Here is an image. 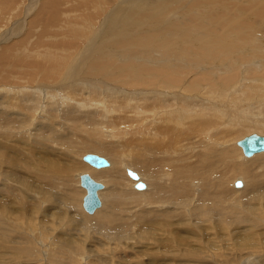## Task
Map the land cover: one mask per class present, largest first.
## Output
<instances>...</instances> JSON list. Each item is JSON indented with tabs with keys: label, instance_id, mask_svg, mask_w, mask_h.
Returning <instances> with one entry per match:
<instances>
[{
	"label": "rangeland",
	"instance_id": "1",
	"mask_svg": "<svg viewBox=\"0 0 264 264\" xmlns=\"http://www.w3.org/2000/svg\"><path fill=\"white\" fill-rule=\"evenodd\" d=\"M97 1L100 4L95 13L94 5ZM119 1H115L107 11L102 6L105 0H93V3L87 5L86 10H78L76 6L74 7L72 0H63L62 5L67 11L68 20L83 23L101 32V20L99 19L102 16L105 17L107 13L111 14L113 9L118 6ZM193 1L149 0L145 7H140L137 10V18L140 20L136 21V17L133 18L136 21V29L127 27V30L122 32V35L116 36L115 39H112L111 32L106 30L104 38L109 35L108 38L99 43L94 42L92 47L90 45L86 47L88 52L91 49L94 52L90 53L91 55L86 59H82L80 64H84V68L74 79L72 76L67 77L70 71L69 66L84 47L83 43L78 47L79 49L74 47L75 50H79L78 52L67 44L59 46V48H48L46 51L40 48V51H44L43 57L39 55L36 57L31 53L27 57L24 53L25 48L33 45L30 41L31 38L33 40L35 37L40 39L43 29L51 30L53 28V25H46L39 33L45 23V17L44 14L39 15L36 12L40 6L42 8L47 7L49 0H27L23 12H20L16 19L12 17L14 22L11 21L7 26H3L4 28L0 33H3L4 30H11L16 26L15 24H20L15 29L17 33L0 42V50H4L2 51V59L0 58V102L5 96L8 97L6 100L11 96L10 93L6 94V90L2 91V89H11V86L19 87L20 84H23V88L32 90L31 83L37 82L44 85L37 87L45 89H52L57 84L63 83V86L60 85V87L66 94V104L65 107H57L56 104H51L49 110L54 107L56 108L54 111H44V109L40 111L42 108L40 106L39 110L32 113L37 108L33 104L36 97H33L32 93H27L25 98L23 96L20 98L29 101L31 104L29 112L33 115L28 116L29 122L26 121L24 127L16 128L20 126L18 121L21 117L12 111L8 120L5 117L6 122H3L5 126L0 127L7 129H3L2 133L0 132V264H210V262L214 263L215 260L216 264H241L242 259L246 258L241 257L251 254L253 245L264 249V234L260 240H255L259 229V225L256 223H262L261 229L264 232V194H262V192L264 193V163L263 167H258L252 163L245 165V167L253 166V174L256 173L255 177L258 180L253 182H256L262 191L261 196L254 192L256 197H251V199L248 198L250 197L249 194L253 193L252 190L245 189L236 192L231 189L230 185V182L236 177L231 174L239 170L243 171L244 165L235 164L232 166V168L236 167L237 170L226 168V175L232 177L222 188L226 194L221 193L220 196L223 195L222 198L225 197L224 199L219 195H217L219 200L202 198L204 203L201 204L196 198H193L201 193V189L196 187L184 189L181 185L175 186L173 165L164 167L160 163L153 165L154 172L149 173L146 177L151 183L152 191L139 197V200L130 203L127 194L133 189L123 180L122 177L128 178V175L122 171L124 164H131L139 169L137 163L127 160L126 156L119 153L120 165L116 161L113 169H110V166L97 169L82 159L86 152H95L104 156L111 164L110 141L111 143L115 142L116 145L119 142L121 145H119V149H123V139L117 138L116 141H112L110 139V136H113L112 132L109 135L107 132L100 133L95 129L93 124L101 121V115L91 117V109L78 110L75 107V104L90 107L91 104L84 103L92 102L94 98L105 97L107 91H102L101 87L123 89L132 78L133 82L139 85L137 88L140 86L143 88V82L149 84L152 79L156 80L155 88H164L160 85L164 84L161 82L165 81L166 78L173 75L184 78V73L179 71L185 66H189L192 72L196 74L202 71L203 53L201 51H203L206 38L214 35L212 40L216 41L220 27L224 25L228 27L238 20L240 24L236 26L241 28H232L233 30H231L242 36L245 43L244 52L258 54L261 65H264V27L261 25V20L257 22L259 25L250 23V21H254L252 18L262 16L264 0H240L239 4L235 6H224L226 4L224 0H198L192 4ZM229 2L235 1L229 0ZM223 6V10L218 9ZM35 13L36 16L33 18ZM13 15H15L14 12L10 11L7 18L9 16L11 18ZM147 15H153V18L151 19ZM4 23L1 22L0 27ZM77 27L74 26V28ZM121 29L124 30L125 27ZM208 29L211 31L210 35L207 34ZM172 38H178V41L174 43L189 44L190 48L200 50V52L188 51L185 46L184 51L174 54L178 61L167 59V64L178 66L177 72H173L166 65L164 68L169 70V73L162 70L163 68L148 72L141 65L142 62L136 58L135 61L133 59H131L132 61L126 60L133 45H139V48L157 52L158 48L162 51L167 47H173ZM69 39V35L59 38L62 42H68ZM46 41L49 43L54 39ZM39 44L41 45V43ZM6 50L10 53H6ZM59 52L64 54V56L62 55L63 59H59L61 56L58 54ZM116 53L121 54L122 58L116 56ZM237 56L238 54L234 57V61L243 69L241 71L244 74L245 69H250V65L245 61V57L239 61ZM44 60L46 63L43 62ZM197 61H201L202 67L196 66ZM161 62L156 63L162 64ZM23 66L25 68H22ZM51 67H54V71ZM65 67L67 70H64ZM43 71H46L45 74ZM121 75L123 79H121ZM79 78L80 82L74 84V81H78ZM117 78L124 80L123 83L125 84H122V81ZM189 78L190 75L179 83L180 88H184L188 84ZM139 81L141 82L138 83ZM198 83V79H192L193 85ZM27 84L28 86H25ZM81 84L85 88L82 89ZM71 85L73 87H69ZM94 88L101 90L100 94H96ZM58 90L62 92L61 89ZM247 100L255 101L252 97L242 95L234 102L228 101L226 108L237 107L235 112L237 110L240 112L252 110L253 108H243ZM46 105L45 103L43 108ZM256 109L258 110V106ZM22 117L27 118L25 114H22ZM156 123L158 122L156 121ZM243 128L245 127L237 132L238 135L241 132L249 134L251 131L243 130ZM3 132L7 135H4ZM260 134L264 135V133ZM190 138L191 135L187 137L183 146H189V149L194 151L195 145L190 141ZM132 144L144 148V144L138 140ZM167 144L169 145L164 150L163 156L168 154L173 161L180 159L182 157L181 144L174 139H168ZM153 151L154 148L148 146L145 159H154L156 155L159 157V154H155ZM234 152L240 160V154L237 151ZM197 154L201 158L208 157L203 151H198ZM210 159H213V162L209 168L213 167L215 163L223 164L228 161L227 159L224 161ZM235 163H239V161L235 159ZM158 165L160 166L156 167ZM205 168L197 165L195 173L205 172ZM82 172L89 173L95 180L106 186L99 192L100 195L103 194L104 205L97 209L100 211L97 215L95 212V216L86 213L84 208H79L77 204V202L82 201L86 192V189L80 185V179L77 176ZM178 180L181 181V179ZM141 181L144 182V179ZM144 183V190H146L148 186L146 180ZM160 184L163 185V190L157 191L156 186ZM205 185L207 184L202 186ZM146 201L155 202L156 207L146 208ZM74 203L77 204V208L75 206L72 208ZM130 204L137 206L134 214L130 215L132 223L128 222L125 211V208ZM240 215L242 216L240 217ZM239 217L241 218L240 222H245L238 224ZM172 221L176 223L170 226ZM246 229L248 230L246 231ZM252 229H256L254 230L255 234ZM174 234L178 236L177 240ZM249 235H254L255 241H252V237L250 238ZM240 237H242L241 241L246 239L243 241L246 243L245 246L240 244ZM212 255L215 260L211 258ZM255 256H259V260H262L264 252L255 253ZM246 264L250 263L247 262Z\"/></svg>",
	"mask_w": 264,
	"mask_h": 264
},
{
	"label": "bare ground",
	"instance_id": "2",
	"mask_svg": "<svg viewBox=\"0 0 264 264\" xmlns=\"http://www.w3.org/2000/svg\"><path fill=\"white\" fill-rule=\"evenodd\" d=\"M72 1H74V7L76 6L78 10H86L87 5L89 3L90 4L93 3V0H72ZM115 1L117 0H105V3L102 4L103 9L107 11L108 8L111 7ZM196 1L198 0H194L191 3L193 4ZM224 1L226 2L224 6L226 5L235 6L239 4L238 2H240V0L239 1L233 0L235 2H229V0H224ZM143 2H145V4H142ZM148 2L149 0H120L118 3V6L115 9H113L111 14L107 13L105 17L102 16L99 19L101 20L100 22L101 32H98L97 29L94 30V27L90 28L88 25H85L83 23H77V22H72V20L71 21L68 20L67 11L63 8V5H62L63 0H49L48 5L45 8H42L38 4L40 6V9L36 13H38L39 15L44 14V17H45V23L44 25H42L39 33L41 32L42 28L46 25H53V28L51 30L43 29L40 35V39L38 37H35L34 40L31 38L30 41H31V44L33 45L25 48L24 53L27 55V57L29 53H31L33 56H36V57H38V55L43 57L44 51H46L48 48H56V47L59 48V46L61 47L63 45L68 44L70 47L74 49V51H77L75 50V48L79 49L78 47L83 43L84 47H82V50L81 51L78 50L79 52L77 51L78 55L76 57L73 56L75 63L72 62V64L69 66L70 71L68 72L67 77L72 76V78L74 79V77L84 68V64H80L82 63V59H86V57L91 55L90 53L94 52L93 49H91L88 52V49L86 47H88V45L92 47V44L94 42L99 43L105 40L106 38H108L109 37L108 34H107L108 36L104 38L106 30H109L111 32L112 39H115L116 36L118 37L119 35H122V32L127 30V27L128 28L133 27V29H136L135 27L136 21L140 20L139 18H137L138 16L137 10L140 9V7L142 8L145 7V5L148 4ZM25 4H27V0H0V25H1V22L2 24L3 22H5L4 25L0 27V32L3 30L4 28L3 26H7L8 24H10L11 21H13L12 17L16 19L17 15L20 12L21 13L23 12ZM99 4L100 3H98L97 1L94 5L95 13L98 11ZM224 6L218 9L223 10ZM10 11L11 12L13 11L15 15L11 16V18L10 16L7 18V15L9 14ZM36 13L33 16V18L36 16ZM110 15H112V17H110ZM149 16L151 19L153 18V15H149ZM134 17H136V21H134L133 19ZM252 19L254 21H250L251 24L259 25L257 22L261 20L262 22L261 25L262 27H264V12L262 13V16L260 18L255 17ZM238 24H240L239 20L230 24L228 27H225V25L220 27L221 29L218 33V36H216L217 38L216 41L212 40V38H214V35H212L209 38H206L205 44L203 46V51H201L203 53V67H202L201 61L196 62V66L198 68L202 67V71H199L196 74L192 72L189 66H185L179 71L181 73H184V76H183L184 78L174 77L175 75H173L172 77H168L166 78L165 81L161 82L164 84L167 83V85L160 83L161 84L160 87H164V88H155L154 85H157V84H155L156 80L154 79H152L149 82V84L148 82H143L144 84L143 88H140L141 86L137 88L139 85L133 82L132 78L129 80V84L127 83V86L124 85L125 87H123V89H113V88L110 89V87L104 88V87H101L100 85L102 91L103 90L104 92L107 91V94L105 97L103 96V98L100 97L99 99L94 98L92 99L93 103L92 102L84 103V104H91L90 107H84L83 104H75V107H77L78 110L91 109L92 110L91 117H94L95 115L96 116L101 115L100 116V118L102 117L101 121L97 122L96 124H93L95 126V129L98 132L100 133L107 132L109 133V135L112 132L113 136H110V139H112V141H116L117 138L124 140L123 149H119V145H120L119 142L116 145L115 142L111 143L110 141V159L112 160L111 164L109 161H108L109 162L108 165L101 166V167H95L90 164L92 167L99 169V168H107L110 166V169H113L115 167L116 161L119 165L121 164L120 159L118 158L119 153H121L123 156H126L127 160L137 163L138 166L140 167L138 169L136 166H133L131 164H124V167H123L122 173L126 174V167L132 168L133 170L137 172L138 179L140 180L144 179V182L146 180L147 185H148L146 190H144L145 187L140 188V189L137 188L139 189L137 190L136 187L133 186L136 179L129 177L128 174L127 175L129 179L122 177L125 183L128 184L133 189L131 192H128L127 194V198L130 203L131 201L139 200V197L143 196L144 194H147L149 191H152L151 183L146 177L149 173L154 172V169L152 168V166L156 164H160V163H162L164 167H169L173 165L175 186L181 185V187L184 189H188L190 187H196L197 189H201V193L193 197V198H196L198 200V203H201V204L202 202L204 203V200H201L202 198L210 199V200L214 198V200L215 199L219 200L220 198L217 197V195L220 196L221 193H223L224 195L226 194V192L224 193L225 190L224 189L222 190V188L226 185L228 180L231 179L232 177L230 175L229 176L226 175V168L231 169L232 166H234L235 164L244 165L245 169H243V171L242 170H239L236 172L234 171L235 173L231 174L233 175V177L236 176L230 182L231 189L236 192L244 191L245 189L252 190L253 193L249 194L250 197L248 196L249 197V198L247 197L248 199H251V197H256L255 194H257L258 196H261L262 194H264L259 189V186L256 185V182H253L254 180H257L255 177L256 173L253 174V170H252L253 166L245 167V165H248L250 163L257 165L258 167H263L264 150L255 151L253 154L247 156V155H244L241 146L237 144V140L241 138L240 136H243L244 134L247 133V132L246 133L241 132L239 133V135L237 134V132H239V130L242 129V127H245L243 128V130H251L259 134L264 133V65H261L258 54H255V53L247 54L246 52H244L245 43H244L242 36L240 34H235L232 31L233 29L241 28L240 26H236ZM15 25L16 26L13 27L11 30H8V31L4 30L3 33H0V42L9 39L10 37L14 35V33H17L15 29L18 26H20V24H15ZM74 26H78V27L74 28ZM122 27H125V29L122 30L121 29ZM30 32L31 30L29 31V35H30ZM210 32L211 31L208 29L207 34L210 35ZM65 35H69L70 37L69 41L68 42L60 41L59 38ZM50 39H54V41L48 43L46 40H50ZM177 39L178 38H172L171 44L174 42H177L178 41ZM39 43H41L42 46ZM34 45H37V46H34ZM52 46H55V47H52ZM185 46L188 49V51L200 52V50H194L193 48H190L189 44L181 45L180 43L179 44L174 43L173 47H167L165 50H162V51L158 48L157 52H152L151 50L139 48V45H133V47H131V52L129 53V55L127 54L126 60L129 61V59L130 60L133 59V61H135L137 59L138 61L142 62L141 65L148 72H153L161 68H163L162 70L167 71L164 68L165 65L171 68L173 72L175 71L177 72L178 66L167 64L166 60L175 59L176 61H178L174 54L184 51ZM40 48H42V50L44 51H40ZM2 51L4 50L2 49L0 50L1 59H2L1 56L3 54ZM14 51L17 52L16 50ZM7 52L9 51L6 50V53ZM58 54H61L59 59H63L64 54H62L61 52H59ZM236 54H238L237 57L239 61L242 60V57H245V61L250 65V69H245L244 74H243V71H241L242 68L234 61V57L236 56ZM115 55L118 56L119 58L121 57V54L119 53H116ZM30 59H33V57L32 58L30 57ZM45 60L43 61L44 63H46ZM162 60H165V61L161 62ZM151 62H155V63H151ZM156 62H159V63L161 62L162 64H157ZM61 65L59 66L61 67ZM22 68H25V67L23 66ZM53 68L54 67H51L52 70ZM65 69L67 70L66 67L64 68V70ZM164 71H160V72H164ZM45 72L43 71L44 74ZM58 72L60 73V71ZM188 75H190V78H189L190 80L187 82L188 83L186 85L187 87L184 86V88H180L181 85L179 83L182 82V80H184ZM193 78L198 79L199 83L196 85H193L192 84ZM121 79H123V76ZM121 79H118V80H121ZM77 80L78 81L76 82L74 81V84L75 83L78 84L80 82V78ZM242 80H245V81H242ZM123 81L121 83L125 84L123 83ZM140 82L141 81H139L138 83ZM121 83L120 85H122ZM62 84H57L52 89H45L42 87H37V86H44L43 84L33 82L31 83V87H33L32 90L23 88L22 87L23 84H20L19 87L11 86V89H7L4 86L6 89H2V91L6 90L7 92L6 94L10 93L11 96L9 97L8 100H6L8 97L5 96L3 98V101L0 102V109H1L0 124H3V126H0V127L5 126V123H3V122H6L5 117L8 120L9 114L12 115V111H15V113H18L20 115L21 119L19 121L17 119V121L20 122V126L16 128H21V127H24V125H26V121L29 120L28 116L33 115L32 113L39 110L40 106H42L40 111H42L43 109L44 111L45 110L47 111L56 110V108L54 107H52L51 110H49V108L51 107V104H56L57 107H65L66 94L64 93L62 87H60V85ZM226 84L228 85L227 87L225 86ZM25 86H28V84ZM88 86L91 87V85H88ZM148 86H154V87L150 88ZM69 87H73V85ZM80 87L82 89L85 88L83 84H81ZM58 89H61L63 93L60 92V90ZM94 90L96 91V94L97 93L100 94L101 90L99 91V90H96L95 88ZM27 93H32V96L36 97V101L33 102V104L37 108H35L32 113L29 112V108L31 107V104H29L30 102L26 101L25 99L22 100L20 98V96H23L25 98V96H27ZM242 95L252 97L255 100L254 102L252 100H247L245 102V105L243 106V108L246 107V109L253 108L252 110H249V111L245 110L241 112L240 110H237L235 112L237 107L226 108L228 101L234 102L238 97H241ZM45 96H46V99H44ZM45 103L47 105L45 106V108H43ZM257 106H258V110L256 109ZM25 110L29 113H27ZM22 114H25V117L27 116V118L25 119L24 117H22ZM122 117H126V118H122ZM156 121L158 123H156ZM22 122L23 124H21ZM103 128L105 129L104 131H103ZM3 129H6V128H0L1 133ZM251 131H249V133ZM4 135H7V134H4ZM190 135H191L190 141L195 145L194 151L192 149H189V146L187 147L183 146L184 142L187 141V137ZM168 139H174L177 143L181 144V147H182L181 156L182 157L180 159L173 161L168 154H165L167 158L165 155L163 156V154L165 153L164 150L169 145L167 144ZM137 140L140 141L142 144H144V148H140L132 144L133 142ZM148 146H152L154 148L153 152H155V154H159V157L158 155H156L154 159H145V156L147 155ZM198 151H203L204 153L208 155V157L201 158L200 155L197 154ZM234 151H237V153L240 154V158H241L240 160L238 159V156L236 155ZM210 158H214L218 161H221V160L224 161L227 159L228 161H225L223 164L215 163L213 167L209 168L211 163L213 162V159H210ZM234 158L238 160L239 163H235ZM247 158H250V159H247ZM83 161L88 163L85 160ZM195 162H198V163L196 164ZM197 165L206 167L205 172L195 173V167ZM159 166L160 165L156 167H159ZM235 168H232V170H237ZM85 170L88 171V169H85ZM77 176L79 178L80 174H78ZM178 179H181V181H179ZM236 179H241L242 184L240 186L234 185V181ZM204 184H207V185L202 186ZM104 185L105 184H103V187L101 189L97 190L98 197L99 199L101 198L100 204L92 212H88L87 210L84 209L86 213L94 215V213L96 212L95 215H97L98 212L100 211L97 209L101 208L104 205L103 194L100 195L99 193L101 190L105 189L106 186ZM156 190L162 191L163 185L160 184L156 186ZM222 196L220 197L222 198ZM224 198L225 197H223L222 199ZM193 200L195 201V199ZM197 200L195 202H197ZM77 204L79 208L83 207L82 201L80 203L77 202ZM77 204L74 203L72 205V208H74V206L77 208L76 206ZM145 206L146 208H150V207L155 208L156 203L153 201H146ZM136 207L137 206L130 204L129 206L125 208L129 223L133 222L131 220L132 217L130 215L134 214V210L136 209ZM241 216L242 215H240V217ZM240 220L241 218L238 220V224H241V222H243V221L240 222ZM174 223L176 222L172 221V223H170V226H173ZM235 223L237 224L236 221ZM256 224L259 225L258 227L259 229L257 231L256 239H255L257 241L262 238L264 232L261 229L262 223H256ZM247 230L248 229H246V231ZM254 230L256 229H252V231ZM250 233L253 234L252 232ZM255 233L256 232L254 231V234ZM174 235L177 240L178 236L176 234ZM253 236L254 235L252 236L249 235L250 238L252 237L251 240L255 241ZM241 238L242 237H240L239 239L240 244L242 246H245L246 243H244L243 241H245L246 239L244 240L242 239L243 241H241ZM246 238H247V235H246ZM262 252H264V249H260L256 245H253L251 254H246L241 257V258L246 257L242 259L241 264H246L247 262H249L250 264H264V258L262 260H259V256H255V253H262ZM211 258H214L215 260V257L213 255L211 256ZM210 264H216V260L214 263L210 262Z\"/></svg>",
	"mask_w": 264,
	"mask_h": 264
},
{
	"label": "water",
	"instance_id": "3",
	"mask_svg": "<svg viewBox=\"0 0 264 264\" xmlns=\"http://www.w3.org/2000/svg\"><path fill=\"white\" fill-rule=\"evenodd\" d=\"M237 144L241 146L243 153L249 156L255 151L264 150V135L251 132L238 139ZM82 159L95 167H101L109 164L108 160L104 156L95 152H86L82 156ZM126 173L131 178L136 179L134 187L139 189L145 187V183L138 179V174L135 170L126 167ZM79 179L80 184L86 189L82 199V206L88 212H92L100 204L97 190L101 189L103 184L91 177L87 172H82ZM241 184V179H236L234 181V185L236 186H240Z\"/></svg>",
	"mask_w": 264,
	"mask_h": 264
}]
</instances>
